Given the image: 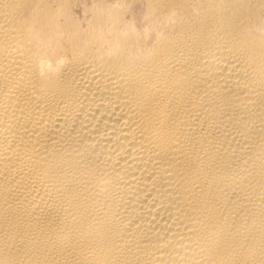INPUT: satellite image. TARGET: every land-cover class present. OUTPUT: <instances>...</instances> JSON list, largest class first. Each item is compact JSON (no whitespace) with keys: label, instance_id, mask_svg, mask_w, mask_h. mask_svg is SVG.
<instances>
[{"label":"bare ground","instance_id":"6f19581e","mask_svg":"<svg viewBox=\"0 0 264 264\" xmlns=\"http://www.w3.org/2000/svg\"><path fill=\"white\" fill-rule=\"evenodd\" d=\"M0 0V264H264V0Z\"/></svg>","mask_w":264,"mask_h":264},{"label":"rangeland","instance_id":"374dc122","mask_svg":"<svg viewBox=\"0 0 264 264\" xmlns=\"http://www.w3.org/2000/svg\"><path fill=\"white\" fill-rule=\"evenodd\" d=\"M93 1H95V0H89V4L90 3H92ZM100 1V0H99ZM104 1V0H103ZM103 1H101V2H103ZM108 1H118V0H108Z\"/></svg>","mask_w":264,"mask_h":264}]
</instances>
